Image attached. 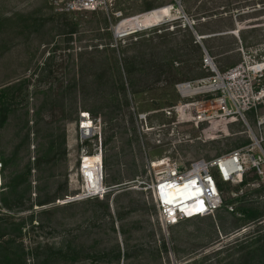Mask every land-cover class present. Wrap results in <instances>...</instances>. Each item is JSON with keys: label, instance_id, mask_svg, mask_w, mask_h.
<instances>
[{"label": "rangeland", "instance_id": "obj_1", "mask_svg": "<svg viewBox=\"0 0 264 264\" xmlns=\"http://www.w3.org/2000/svg\"><path fill=\"white\" fill-rule=\"evenodd\" d=\"M74 1L0 0V89H22L0 127L1 162L13 161L0 192V264H239L264 245V216L241 211L264 215V174L248 163L241 179L225 183L213 170L220 208L165 228L149 190L158 178L151 164L169 160L184 172L247 151L255 138L254 155L264 153V103L198 127L175 113L189 103L176 86L211 75L204 49L222 74L264 61V0H101L97 11H73ZM166 6L163 21L117 33L121 22ZM252 85L264 88V74ZM239 90L242 109L248 96ZM82 112L96 128L85 149L102 155L110 192L67 202L83 188ZM14 177L26 180L15 198Z\"/></svg>", "mask_w": 264, "mask_h": 264}, {"label": "built area", "instance_id": "obj_2", "mask_svg": "<svg viewBox=\"0 0 264 264\" xmlns=\"http://www.w3.org/2000/svg\"><path fill=\"white\" fill-rule=\"evenodd\" d=\"M102 4L101 0H76L70 7L73 11H97ZM198 40L201 39L198 38ZM203 51V68L211 75L197 83L187 82L176 86L181 98L189 100V103H180L175 109V113L180 119H186V114L189 113L188 121H194L195 126L198 127L199 124L212 118L226 117L231 114L238 113L244 118L245 110L256 109L258 105L264 103V88L257 89L252 85L258 78L263 77L264 61L253 62V65L249 66L247 65L249 61L245 60L222 74L215 64V59L205 49ZM240 52L243 53V50ZM240 87L245 88L248 96V104L243 102L242 109H240V101L243 97L240 95ZM228 88H234L237 94L232 95ZM194 91L198 92L190 94ZM263 125L264 117L258 121L259 127ZM95 131L96 128L91 115L87 112L80 113L78 132L82 149L79 171L83 178V188L75 197H68L67 202L103 198L110 192V188L104 185L102 155H90L88 148L85 149L84 146L96 137ZM256 146L261 148L257 138H255L254 145L250 146L247 151L238 150L211 162L198 161L184 172L181 171L178 164L169 160L152 163L151 169L154 173L157 172L158 178L149 186V190L152 192L161 226L169 228L182 221L204 218L220 208L222 199L213 170L225 183L232 182L235 176L242 178L248 163L257 168L260 175H263L261 168L264 165V153L261 151L260 155L256 157L254 155ZM98 156L101 157L100 161L94 163L97 170L93 166L87 167L86 159ZM98 170L100 179L96 180ZM2 173L3 164L0 160V192L3 185ZM214 184L216 191L213 189ZM199 190H201L199 199L203 202L205 210L194 213L190 212L189 208L182 207L183 204H193L194 202L190 203L191 200H184L183 198L193 195V192Z\"/></svg>", "mask_w": 264, "mask_h": 264}, {"label": "trees", "instance_id": "obj_3", "mask_svg": "<svg viewBox=\"0 0 264 264\" xmlns=\"http://www.w3.org/2000/svg\"><path fill=\"white\" fill-rule=\"evenodd\" d=\"M122 62L125 65L128 62V58H125ZM119 75L121 76L120 73H119ZM19 91H22V89H20L18 87V85H16V84L9 85L7 87L0 89V111L3 113V116L0 119V127L7 120L8 114L10 112V110H9L10 104L15 99V94L18 93ZM252 112H253V110H252ZM2 162H3L2 163L3 164V171H5V169L9 166L10 162L12 163L13 161H11V159L9 161H5L3 159ZM3 179L5 180V177L3 178V173H2V181H3ZM17 179H19V178L14 177V181L12 182V185L10 186V193L8 195L9 197L12 196L13 198H15V195H18L20 186L24 185V183H26L25 179H23L22 182H20V181L17 182L16 181ZM2 187H3V185H2ZM218 187L221 190L222 186L218 185ZM6 198H2V200H1L2 206L6 209H12V208H10V205H9ZM40 205H44V204H40ZM241 211L244 215H246L248 217V219H250L252 221L260 220L264 216L261 212L255 211L254 209H250V208H244ZM0 221H2V220L0 219ZM14 226H17L18 227L17 231L21 232L23 227H24V224L22 223V224L14 225ZM5 244L9 245L11 243L6 242ZM7 259H8V256H7ZM239 264H264V245H262L258 248H255V249L250 248L249 251L242 258H240Z\"/></svg>", "mask_w": 264, "mask_h": 264}, {"label": "bare ground", "instance_id": "obj_4", "mask_svg": "<svg viewBox=\"0 0 264 264\" xmlns=\"http://www.w3.org/2000/svg\"><path fill=\"white\" fill-rule=\"evenodd\" d=\"M171 16V7L170 6H166L164 8L155 10V11H151L145 15L142 16H137L131 19H127L123 22L120 23V25L118 26L117 29V33L119 34H123V33H131L132 31H135L136 29L142 27V26H146V25H151V24H155L158 22L163 21L165 18H168ZM198 91H194V92H190V94L192 93H197ZM101 157H91V158H87L86 159V165L87 167H94V169L97 170V168L95 167L94 163L100 161ZM99 170L96 173V180L100 179V175H99ZM239 177V176H238ZM237 176H235V178H238ZM241 178V177H239ZM215 191L216 189V185L214 184V188ZM200 192L201 190H199L198 192L195 191L192 194L193 195H189L184 197V200H191L190 203L194 202L193 204H183L182 207H186L189 208L190 212H202L205 210V207L203 205V202H201V199H199L200 196Z\"/></svg>", "mask_w": 264, "mask_h": 264}]
</instances>
